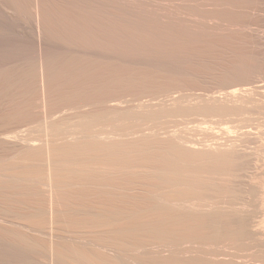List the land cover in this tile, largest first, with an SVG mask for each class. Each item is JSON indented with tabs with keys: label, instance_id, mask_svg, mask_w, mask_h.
I'll list each match as a JSON object with an SVG mask.
<instances>
[{
	"label": "bare ground",
	"instance_id": "1",
	"mask_svg": "<svg viewBox=\"0 0 264 264\" xmlns=\"http://www.w3.org/2000/svg\"><path fill=\"white\" fill-rule=\"evenodd\" d=\"M262 9L0 0V264H264Z\"/></svg>",
	"mask_w": 264,
	"mask_h": 264
},
{
	"label": "rangeland",
	"instance_id": "2",
	"mask_svg": "<svg viewBox=\"0 0 264 264\" xmlns=\"http://www.w3.org/2000/svg\"><path fill=\"white\" fill-rule=\"evenodd\" d=\"M264 9H262V13L260 12L258 15H260V17L259 16H257L256 17V25H258V27H259V29H261L260 30V32H262V30H264V11H263ZM261 14H262V17H261ZM259 17V18H258ZM262 18H263V20H262ZM263 21V22H262ZM258 23V24H257ZM262 23V24H261ZM260 25V26H259ZM257 27V26H256ZM261 27V28H260ZM255 49V48H254ZM254 49H253V51H254ZM256 50H257V47H256V49H255V52H256ZM259 50H260V52H259ZM258 52H259V54L262 56L263 54H264V49H262V48H258V50H257V54H258ZM258 54V55H259ZM264 56V55H263ZM259 79L258 78H252V82H254V85H257V86H259V85H262V83H264V81H258ZM264 85V84H263ZM199 88V87H198ZM207 88H209V87H207ZM212 87H210V89H211ZM217 88V89H216ZM216 88H214L213 87V89L216 91H218V90H220V91H225V90H230V89H232V88H234V87H216ZM242 88H255L256 89V91L257 92H259L260 94H259V96L260 95H264V86L263 87H248V85L246 86V87H242ZM209 89V90H210ZM213 89H212V91H213ZM206 90H208V89H206ZM198 91H205L204 90V88L202 87V89L201 90H198ZM206 92V91H205ZM262 93V94H261ZM253 110V111H252ZM252 110H249V112H251V113H248L247 115H249V116H253V117H255L256 118V120H258V119H260V120H264V112H259L258 110H256V111H254V109H252ZM257 116H258V119H257ZM260 117V118H259ZM255 118H254V120H255Z\"/></svg>",
	"mask_w": 264,
	"mask_h": 264
}]
</instances>
